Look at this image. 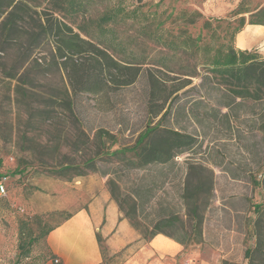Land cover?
<instances>
[{"label": "rangeland", "instance_id": "obj_1", "mask_svg": "<svg viewBox=\"0 0 264 264\" xmlns=\"http://www.w3.org/2000/svg\"><path fill=\"white\" fill-rule=\"evenodd\" d=\"M127 3L139 7L137 17L110 25L125 52L107 48L125 70L114 81L102 76L90 92H79L78 84L79 75L94 65L87 53L67 60L58 57L54 42L33 47L26 33L34 26L30 18L12 39L0 29V179L7 180V196L0 198V264H42L47 255L43 234L104 193L138 238L118 253L99 238L102 264H248L246 248L256 241L254 207L264 192L258 184L264 178V103L232 98L224 85L208 79L204 64L219 48H234L240 26L264 21V0ZM46 7L30 12L33 20ZM103 10L99 5L77 23L96 19ZM147 23L159 39L198 40L200 50L170 51L143 35ZM260 49L264 52V44ZM151 72L162 78L169 74L171 87L190 80L171 98L172 111L162 126L192 136L194 145L168 163L140 168L134 164L135 151L112 154L134 147L171 104L153 118ZM129 79L134 82L125 85ZM93 157L95 169L78 177ZM71 166L80 170L55 174ZM200 174L206 186L198 195ZM195 206L203 220L197 234ZM156 232L164 233L153 238ZM29 236L38 241L28 246L27 255L24 239ZM160 239L175 247H156Z\"/></svg>", "mask_w": 264, "mask_h": 264}, {"label": "trees", "instance_id": "obj_2", "mask_svg": "<svg viewBox=\"0 0 264 264\" xmlns=\"http://www.w3.org/2000/svg\"><path fill=\"white\" fill-rule=\"evenodd\" d=\"M128 0H0V21L3 17L5 20L1 23V34L6 39H12L14 35L20 34L23 24L27 18L32 20L34 26L31 31L26 32L28 41L33 47H37L44 41L55 43L56 54L60 59H69L72 55H82L87 53L89 58L94 61L87 71L84 70L83 75H79L78 84L82 87L79 92H90L91 85L97 84L102 76L109 77L112 81L122 73L125 68L119 67L118 62L108 55L107 48L110 50L125 52L124 47L119 43L115 34V29L110 25L124 22L127 18H134L138 15V6L127 3ZM48 4V9L37 13L40 14L37 20H33L30 15L34 9ZM104 6V12L96 19H90L88 23L84 22L79 25L78 20L82 16L90 15L93 8ZM264 16V10L262 12ZM262 16V17H263ZM256 18H261L258 15ZM148 19V16H147ZM67 20H70L68 22ZM207 26L211 24L206 22ZM30 25V24H29ZM248 25H258L264 27V21H250ZM248 25L243 24L234 31V48L227 47L225 50L219 48L215 54L210 57L205 66L208 68L210 79L217 85H224L225 89L232 98H239L243 101L264 103V57L255 50L242 51L236 48V35L241 33ZM77 27L78 32H75ZM92 26H96L97 32L94 33ZM143 35L149 39L159 40L170 51L177 53H187L189 48L195 47L200 50L199 41L194 44L192 41H186L182 44L176 42H166L156 36L152 25L147 23L143 27ZM100 45H105L104 49ZM262 56V57H261ZM66 60V61H67ZM66 63V62H64ZM71 80V74H69ZM166 78L157 76L153 72L149 75L148 85L150 89L148 98L151 105L156 108L153 112V118L156 119L166 109L171 102V98L181 89L190 85V80H184L179 86L169 85V74L165 73ZM189 77V76H188ZM134 79H129L125 85L132 84ZM187 83V84H186ZM174 101V100H173ZM172 101V102H173ZM172 102L167 108L161 121L152 126V123L146 127V132L140 135L136 144L132 148H123L116 150L112 156L125 155L128 152L135 151L137 167H147L149 164H162L172 161L177 154L186 152L194 145V138L181 131H173L162 126V121L171 114ZM96 158L86 160V164L78 177L85 176L84 170H94L96 167ZM73 168L67 167L64 170L56 171L55 174L63 176V171H71ZM80 170V168L78 169ZM199 174V173H198ZM202 174L198 179L197 190L201 195L206 186ZM264 189V178L258 183ZM256 220L253 225V238H255V246L247 247L245 251V260L248 264H264V192L263 201L254 207ZM69 220V219H68ZM192 220H195L193 230L199 231L203 223L199 214V208L193 207ZM67 221V220H66ZM61 225V224H60ZM59 226V225H58ZM57 228V227H56ZM55 229V228H54ZM52 229V230H54ZM46 231L43 236L45 239L52 231ZM164 232L153 233V238ZM99 238V237H98ZM25 240V252L28 255L30 248L38 239L29 236ZM27 240V241H26ZM100 240V239H99ZM180 242V241H177ZM100 243V241H99ZM47 245V239H46ZM50 258L48 254L43 259L46 262ZM222 264H235L225 261Z\"/></svg>", "mask_w": 264, "mask_h": 264}, {"label": "crops", "instance_id": "obj_3", "mask_svg": "<svg viewBox=\"0 0 264 264\" xmlns=\"http://www.w3.org/2000/svg\"><path fill=\"white\" fill-rule=\"evenodd\" d=\"M262 44V26L248 25L236 35L235 45L239 50H255L264 57L260 49ZM98 237L104 239L108 249L114 253L126 249L138 238L107 193L87 201L72 218L48 234L46 239L50 258L43 264H55V260H59V264H102L103 253ZM155 246L163 249L175 247L165 239L158 240ZM143 253L144 249H139L138 257Z\"/></svg>", "mask_w": 264, "mask_h": 264}, {"label": "built area", "instance_id": "obj_4", "mask_svg": "<svg viewBox=\"0 0 264 264\" xmlns=\"http://www.w3.org/2000/svg\"><path fill=\"white\" fill-rule=\"evenodd\" d=\"M6 178L0 179V198L7 196ZM55 264H59V260L54 261Z\"/></svg>", "mask_w": 264, "mask_h": 264}]
</instances>
